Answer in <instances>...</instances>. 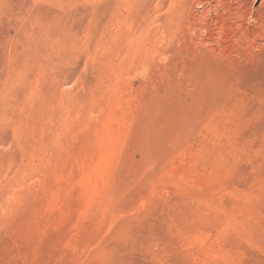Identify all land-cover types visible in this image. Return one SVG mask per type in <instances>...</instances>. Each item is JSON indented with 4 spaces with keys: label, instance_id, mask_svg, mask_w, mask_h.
I'll return each instance as SVG.
<instances>
[{
    "label": "rangeland",
    "instance_id": "rangeland-1",
    "mask_svg": "<svg viewBox=\"0 0 264 264\" xmlns=\"http://www.w3.org/2000/svg\"><path fill=\"white\" fill-rule=\"evenodd\" d=\"M0 264H264V0H0Z\"/></svg>",
    "mask_w": 264,
    "mask_h": 264
}]
</instances>
